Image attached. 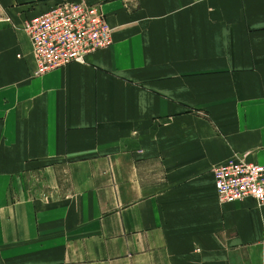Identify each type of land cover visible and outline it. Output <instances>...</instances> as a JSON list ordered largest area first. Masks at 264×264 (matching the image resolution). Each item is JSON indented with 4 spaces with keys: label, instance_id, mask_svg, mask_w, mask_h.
I'll return each mask as SVG.
<instances>
[{
    "label": "crops",
    "instance_id": "1",
    "mask_svg": "<svg viewBox=\"0 0 264 264\" xmlns=\"http://www.w3.org/2000/svg\"><path fill=\"white\" fill-rule=\"evenodd\" d=\"M58 1L0 0V264H264L212 173L264 163V0H90L112 44L36 76Z\"/></svg>",
    "mask_w": 264,
    "mask_h": 264
},
{
    "label": "built area",
    "instance_id": "2",
    "mask_svg": "<svg viewBox=\"0 0 264 264\" xmlns=\"http://www.w3.org/2000/svg\"><path fill=\"white\" fill-rule=\"evenodd\" d=\"M11 22L9 15H0V27ZM23 29L31 43L36 76L72 62L84 63L87 55L113 41L100 6L86 0H59L26 20ZM212 173L219 202L250 198L264 205V163L234 158L216 165Z\"/></svg>",
    "mask_w": 264,
    "mask_h": 264
},
{
    "label": "rangeland",
    "instance_id": "3",
    "mask_svg": "<svg viewBox=\"0 0 264 264\" xmlns=\"http://www.w3.org/2000/svg\"><path fill=\"white\" fill-rule=\"evenodd\" d=\"M86 1H88V2H91V3H94V2H92V1H90V0H86ZM94 4H96V5H97V3H94Z\"/></svg>",
    "mask_w": 264,
    "mask_h": 264
}]
</instances>
